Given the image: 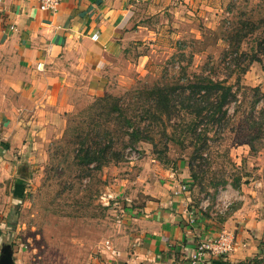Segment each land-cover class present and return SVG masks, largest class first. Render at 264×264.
Listing matches in <instances>:
<instances>
[{
    "label": "rangeland",
    "instance_id": "obj_1",
    "mask_svg": "<svg viewBox=\"0 0 264 264\" xmlns=\"http://www.w3.org/2000/svg\"><path fill=\"white\" fill-rule=\"evenodd\" d=\"M141 14L136 18L135 39L126 44L105 93L94 96L81 90L72 97L63 115L62 132L49 135L43 155L37 156V170L25 173V201L10 206L6 179L0 182V211L5 205L15 209L10 220L16 223L11 235L0 233V244L16 248L18 264H93L97 246L102 245L119 213L115 202L119 196L113 188L133 177L137 166H176L194 156L193 145L200 144L186 129L191 118L184 112L170 120L159 112L145 113L142 98L147 96V86L178 78L182 72L223 79L232 70L228 84L238 88L237 101L225 108L228 122L224 130L205 126L208 146L196 158L201 166L194 185L197 203L202 195L234 187L243 174V144L259 133L250 128L251 120L260 123L256 129L263 137L254 145L264 144V92L258 89L257 94L254 87L246 85V73L240 75V67L235 66L238 59H245L242 65L247 66L249 57L256 54L262 64L254 62L248 70L264 71V0H172L159 12L141 9ZM239 30L248 34L236 55L227 41ZM230 53L237 60H230ZM12 65L8 64L7 71L0 66V94L6 93L7 106L20 101L12 88L18 80ZM123 116L133 118L146 140L131 143L126 133L132 126H126ZM95 135L105 144L112 142L111 150L121 159L82 165L76 155L80 142L88 144ZM222 181L225 183L220 184ZM213 183L220 185L214 188Z\"/></svg>",
    "mask_w": 264,
    "mask_h": 264
},
{
    "label": "crops",
    "instance_id": "obj_2",
    "mask_svg": "<svg viewBox=\"0 0 264 264\" xmlns=\"http://www.w3.org/2000/svg\"><path fill=\"white\" fill-rule=\"evenodd\" d=\"M171 1L63 0L52 14L40 10L39 0H0V66L7 71L13 64L18 80L12 88L20 99L7 106L6 93L0 94V182L6 179L10 206L25 201V173L37 170L49 135L62 132L74 94H104L126 44L135 39L141 9L159 12ZM256 71L250 67L245 84L264 92V71ZM243 145V174L231 186L232 204L222 216L197 211L186 162L137 166L133 177L113 188L119 213L93 264H190L199 242L220 232L234 236V250L199 264H264V144ZM10 206L0 211L5 235L16 228Z\"/></svg>",
    "mask_w": 264,
    "mask_h": 264
},
{
    "label": "trees",
    "instance_id": "obj_3",
    "mask_svg": "<svg viewBox=\"0 0 264 264\" xmlns=\"http://www.w3.org/2000/svg\"><path fill=\"white\" fill-rule=\"evenodd\" d=\"M243 31L244 30L237 31V35L235 37H230L227 41L229 48H234L233 53L236 55L238 54V47L248 34V32ZM233 53H230L229 57L230 60L235 61L237 58L232 57ZM242 55L246 56L245 53ZM227 57L228 53L224 54V60H226ZM243 62H245V59H238L235 63L236 68L240 67V75L245 74L248 71L249 65L252 63L257 62L262 64L261 59L256 54L249 57L247 66L242 65ZM231 76V69L228 75L223 79L213 78L205 73H194L191 76H187L186 72H182V76H179L178 78L161 82L159 81L152 86H147V96L142 98L143 104L145 105L143 106L145 113L156 115L158 114L157 112H159L161 115L166 114L170 120L172 118L171 116L177 117L184 112L188 118H191L186 129L191 137L200 144L199 147L193 145L194 156L189 162H187L193 186L195 185V182L199 181L197 172L198 168L200 169L201 167L197 165L196 158H198V155L208 146V138L206 137L208 129L206 130L205 126H210V128L217 127L218 129L224 130L228 122H225V118L227 117V110L225 108L231 103L237 101L238 88L235 89V85L228 84V79ZM236 85L239 86V79L236 80ZM254 91L257 94L260 93L258 88H254ZM116 111L118 110L116 109ZM121 119H123L126 126H132V130L126 133L129 136L131 143L135 144L139 141L146 140L145 138L147 137L143 135L140 127L134 126L133 118L123 116ZM251 121V123L249 122L250 128H255V130L259 132L250 136L247 140L251 149H253L255 147L254 142L263 137L260 136L262 135L260 129H256L260 123L253 120ZM201 125L204 126V129H201ZM174 126V128H177V125ZM111 143L112 142L105 144L101 139L98 140V136L95 135L88 144L86 140L80 142L81 148L77 151L76 155L81 158V161L83 162L82 165L85 166H89L93 163L101 165L103 162L110 160H120V154L111 150ZM237 182L238 180L233 185L234 187L237 185ZM222 183L224 184L225 182L222 181L220 184ZM220 184L213 183L212 185L215 186L214 188H217ZM10 246L12 247V245ZM252 262L253 264L258 263L255 261Z\"/></svg>",
    "mask_w": 264,
    "mask_h": 264
},
{
    "label": "built area",
    "instance_id": "obj_4",
    "mask_svg": "<svg viewBox=\"0 0 264 264\" xmlns=\"http://www.w3.org/2000/svg\"><path fill=\"white\" fill-rule=\"evenodd\" d=\"M63 0H39V8L42 11L56 13L58 6ZM131 152V151H129ZM135 153L132 152V156ZM231 187L219 188L214 192L202 195L197 203V211L209 213L214 216L225 215L232 204L230 197ZM235 238L231 233L220 232L214 238L203 239L189 254L190 264H199L206 257H224L229 255L235 248Z\"/></svg>",
    "mask_w": 264,
    "mask_h": 264
},
{
    "label": "water",
    "instance_id": "obj_5",
    "mask_svg": "<svg viewBox=\"0 0 264 264\" xmlns=\"http://www.w3.org/2000/svg\"><path fill=\"white\" fill-rule=\"evenodd\" d=\"M0 264H14L13 250L10 245L2 246L0 250Z\"/></svg>",
    "mask_w": 264,
    "mask_h": 264
}]
</instances>
